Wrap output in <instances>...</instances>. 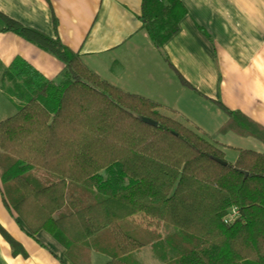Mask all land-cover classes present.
I'll return each mask as SVG.
<instances>
[{
  "label": "trees",
  "instance_id": "16d2710c",
  "mask_svg": "<svg viewBox=\"0 0 264 264\" xmlns=\"http://www.w3.org/2000/svg\"><path fill=\"white\" fill-rule=\"evenodd\" d=\"M140 4L141 28L171 68L162 45L185 8L179 0ZM0 18L1 31L63 64L56 82L19 58L3 74L21 81L23 103L0 121V182L4 201L30 238L46 232L71 264H91V252L106 256L103 264H134L128 256L162 242L170 252L162 264H264V152L237 149L234 162H227L217 144L158 112V103L99 78L57 37ZM210 102L227 118L220 133L264 144L263 127ZM69 183L99 198L84 205L70 201L71 210L58 214ZM231 208L237 217L222 222ZM160 223L174 232L161 236ZM0 235L16 248L1 226Z\"/></svg>",
  "mask_w": 264,
  "mask_h": 264
},
{
  "label": "crops",
  "instance_id": "0c3cea01",
  "mask_svg": "<svg viewBox=\"0 0 264 264\" xmlns=\"http://www.w3.org/2000/svg\"><path fill=\"white\" fill-rule=\"evenodd\" d=\"M179 2L186 13L162 50L171 68L196 92L177 81L142 30L141 0H0V14L47 37H57L99 78L158 103V112L195 129L217 144L224 155L226 148H233L235 156L230 163L236 150L243 149L232 144L236 139H246L256 149L252 151L263 153L264 144L253 137L218 131L227 118L210 99L264 129V0ZM2 27L0 18V121L14 115L23 103L21 81L3 75L13 60L21 59L45 81L56 82L63 71L57 58L1 31ZM2 191L0 182V226L16 248L0 235V264H71L64 248L46 232L30 238ZM160 249L146 246L130 256L146 250L147 262L141 264H162ZM106 260V256L91 252V264Z\"/></svg>",
  "mask_w": 264,
  "mask_h": 264
},
{
  "label": "rangeland",
  "instance_id": "374dc122",
  "mask_svg": "<svg viewBox=\"0 0 264 264\" xmlns=\"http://www.w3.org/2000/svg\"><path fill=\"white\" fill-rule=\"evenodd\" d=\"M175 102V101H174ZM236 139V138H234ZM246 139H236L234 141H232L234 144V146H240L243 149L245 148H249L250 150H256L255 148L252 147V144H248L246 143ZM233 156H235V150L233 148H226V155H224L225 160L227 162L232 161L233 160ZM41 175H44L43 177L47 178V179H55V177H53L54 175H46L45 173H41ZM103 176V178L106 177L105 173L102 172V174H100ZM66 194H65V205L59 210L58 214H65L68 211H70L71 208V202L73 200H77V202H80L82 205L84 204H90L92 202H94L95 199H98V195L97 193L89 188H85L82 187L80 185L74 184V183H69L67 185L66 188ZM161 226L158 229L159 233H161L162 236L170 234L172 232H174V228L169 226L168 224H164V223H160ZM163 227V228H162ZM162 229V230H161ZM160 250H162V253L164 257H162V259L166 258L170 252L167 250L169 249L168 246L165 244V242H162L161 245L159 244V248H161ZM147 249V248H146ZM155 252V251H153ZM158 252V251H156ZM146 254V250H144V252H139V254H134V256H130L129 258H127V262L131 261V262H136L138 261V264H141L142 262H147V257L145 256ZM150 258L152 257V254L149 256ZM154 258V257H153ZM160 259V258H159ZM94 264V262H93Z\"/></svg>",
  "mask_w": 264,
  "mask_h": 264
},
{
  "label": "built area",
  "instance_id": "2783aa9c",
  "mask_svg": "<svg viewBox=\"0 0 264 264\" xmlns=\"http://www.w3.org/2000/svg\"><path fill=\"white\" fill-rule=\"evenodd\" d=\"M238 215V211L236 208H231L229 213L223 218L222 222L229 223L230 221L234 220Z\"/></svg>",
  "mask_w": 264,
  "mask_h": 264
},
{
  "label": "water",
  "instance_id": "95a60500",
  "mask_svg": "<svg viewBox=\"0 0 264 264\" xmlns=\"http://www.w3.org/2000/svg\"><path fill=\"white\" fill-rule=\"evenodd\" d=\"M147 124L149 125H152V126H155L156 124L152 121H149V120H144Z\"/></svg>",
  "mask_w": 264,
  "mask_h": 264
}]
</instances>
